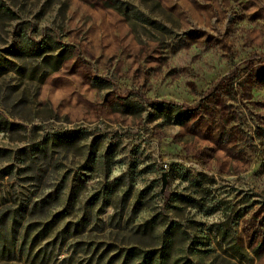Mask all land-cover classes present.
<instances>
[{
	"label": "rangeland",
	"instance_id": "obj_1",
	"mask_svg": "<svg viewBox=\"0 0 264 264\" xmlns=\"http://www.w3.org/2000/svg\"><path fill=\"white\" fill-rule=\"evenodd\" d=\"M0 264H264V0H0Z\"/></svg>",
	"mask_w": 264,
	"mask_h": 264
},
{
	"label": "water",
	"instance_id": "obj_2",
	"mask_svg": "<svg viewBox=\"0 0 264 264\" xmlns=\"http://www.w3.org/2000/svg\"><path fill=\"white\" fill-rule=\"evenodd\" d=\"M163 181H164V183H165L164 175H163Z\"/></svg>",
	"mask_w": 264,
	"mask_h": 264
}]
</instances>
